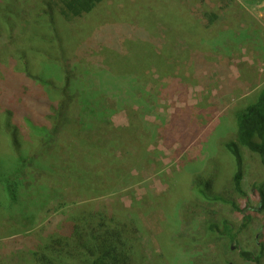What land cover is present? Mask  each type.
Instances as JSON below:
<instances>
[{"label": "rangeland", "instance_id": "obj_1", "mask_svg": "<svg viewBox=\"0 0 264 264\" xmlns=\"http://www.w3.org/2000/svg\"><path fill=\"white\" fill-rule=\"evenodd\" d=\"M21 2L25 14L31 8L33 15L19 22L18 34L39 16L35 1ZM39 8L48 13L43 3ZM71 24L67 60L74 73L77 65L93 66L114 77L113 71L122 72L115 60L135 71L124 76L138 77V89L153 107L146 122L158 125L150 145L153 169L144 165L138 172L125 162L137 153L110 145L108 123L126 126L127 105L117 106L111 91L80 95L75 74L69 80L60 65L46 62L47 76L60 85L67 78L79 97L72 93V108L54 112L52 120L60 125L45 119L44 131L24 126L18 132L19 145L29 154L39 149L34 158H20L3 137L0 182L15 181L18 192L12 201L0 183V264H34L42 238L64 219L102 206L137 229V241L121 251L132 264H264V203L255 190L264 180V166L244 151L241 194L225 148L227 137L234 136L228 112L264 87V0H101L91 15ZM6 39L3 26L0 55ZM4 61L0 57V65L11 66ZM4 76L0 71V80ZM42 90L40 81L35 94L42 97ZM11 95L0 81V108ZM20 103L10 109L15 115L29 112L38 124L52 115L48 107L29 111L28 102ZM162 125L174 130L164 133ZM223 221L235 240L210 229L213 224L220 229Z\"/></svg>", "mask_w": 264, "mask_h": 264}, {"label": "trees", "instance_id": "obj_2", "mask_svg": "<svg viewBox=\"0 0 264 264\" xmlns=\"http://www.w3.org/2000/svg\"><path fill=\"white\" fill-rule=\"evenodd\" d=\"M21 1L23 0H0V12L4 11L5 14H0L2 16L0 28L5 26L8 35V39L5 40L8 47L0 57L11 65H0V71L6 75L0 81L8 86L12 94L10 100L5 103L7 107L0 108V153L3 137H6L20 158L25 154H28L29 159L35 157L39 149H33V152L29 154L27 148L19 145L18 132L24 126L34 132L44 131L47 127L42 125L45 119H50L51 123H54L52 120L54 112L61 113L72 108L75 100L72 93L76 98L79 95L78 92L71 91L68 79L70 80L75 74L80 90L83 92L80 95H97V92L111 91L113 94H110L116 98L117 106L127 105L129 121L126 126L116 127L112 123H108L110 145L121 152L124 149H129L137 153L138 155L134 154L135 160L127 159L125 162L131 164L132 168L135 167L138 172H141L144 165L147 168H152L150 166L152 161L149 159L152 155L150 145L156 138L158 125L150 121L146 122L145 118L151 114L150 111L153 107L145 103L151 104L145 100L144 95L138 89V77L126 80V77L129 76H124L135 72L131 68L128 69L129 63L120 66V62L115 60V68L119 67L122 72L113 71L117 75L105 77L99 72L105 71L104 69L98 70L93 66L89 69L77 65L74 67V73L69 65V60H67L71 48L68 37L69 32L73 29L71 21H78L80 18L83 19L91 15L101 0H26L27 3L35 1L34 3L39 9V16L35 21H29V25L23 29L21 34H18L16 28L19 22L24 21L29 15H33L31 8L25 14V5ZM42 3L48 12L46 15H42V9L39 8L42 7ZM57 29L59 32H56ZM46 62L55 67L60 65L69 75L68 79L65 78L61 84L62 87L51 75L47 76L49 71L46 68ZM15 66H20V69ZM40 81H42V91H44L42 97L35 94L37 83ZM44 85L50 86L51 89L45 90ZM14 92L17 93L16 96ZM148 95V93L145 94L146 97ZM57 96L58 103L56 105L54 102H56ZM124 96L131 98L130 101H126ZM253 97L251 100H246L245 104H239L233 107L231 112H228V114L232 113L234 136L227 137L228 142H225V148L234 160L233 182L235 190L241 194L243 193L241 181L245 166L244 151L255 155L264 166V87H261ZM22 101L28 102L29 111L32 106L41 105L43 108L52 109V115L47 116L48 114H46L47 117L42 119L40 124L35 121L34 116L29 114L28 110H26L28 112L26 114L18 115L17 113L15 115L10 108L20 105ZM178 113L179 111L172 115L173 120L177 119ZM16 116L19 117L16 118ZM59 119L61 120V118ZM59 123H54V125H60ZM163 126L165 125H162L161 129L165 131L164 133H171L174 130L173 125L170 129L163 128ZM60 135L66 134L60 133ZM68 136L75 138L69 134ZM35 148H38V145L35 144ZM42 149H44L43 145ZM128 154L130 153L128 152ZM122 156L117 161L120 165L124 162L125 155ZM110 164L112 165L111 162ZM5 181L8 182V179ZM0 183H2L3 190L6 189L8 192L10 199L14 201L18 192L15 181L11 184L8 182L7 185L3 182ZM255 190L263 204L264 180L258 184ZM203 196L209 197L211 192H205ZM215 200L220 199L216 197ZM240 212L242 213V211ZM248 219L247 216L244 217L245 222H248ZM229 226L227 221H223L220 229L214 224L210 229L233 241L236 239V235L232 234V229ZM136 236L137 229L133 222L118 215L117 211L110 212L108 207L103 206L102 208H85L69 215L54 232H50L42 238L39 251L34 254V264H132V259L124 256L121 251L133 246L137 241ZM241 257L257 263V259L247 253H242Z\"/></svg>", "mask_w": 264, "mask_h": 264}]
</instances>
